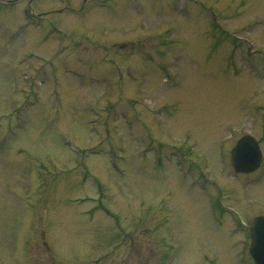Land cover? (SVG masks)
<instances>
[{
	"label": "rangeland",
	"instance_id": "374dc122",
	"mask_svg": "<svg viewBox=\"0 0 264 264\" xmlns=\"http://www.w3.org/2000/svg\"><path fill=\"white\" fill-rule=\"evenodd\" d=\"M136 1L0 0V264H253L264 0Z\"/></svg>",
	"mask_w": 264,
	"mask_h": 264
},
{
	"label": "water",
	"instance_id": "95a60500",
	"mask_svg": "<svg viewBox=\"0 0 264 264\" xmlns=\"http://www.w3.org/2000/svg\"><path fill=\"white\" fill-rule=\"evenodd\" d=\"M230 160L236 172L254 171L261 161L258 143L249 135L243 136L232 149ZM250 231V253L257 264H264V216L253 220Z\"/></svg>",
	"mask_w": 264,
	"mask_h": 264
},
{
	"label": "flooded vegetation",
	"instance_id": "af4514ba",
	"mask_svg": "<svg viewBox=\"0 0 264 264\" xmlns=\"http://www.w3.org/2000/svg\"><path fill=\"white\" fill-rule=\"evenodd\" d=\"M191 2L193 3V0H191ZM196 2H197V4H199L198 1L195 0L194 3L196 4ZM195 11H196V10H195ZM246 43H247V42H246ZM248 45H249V43H248ZM94 263L96 264L97 262L95 261Z\"/></svg>",
	"mask_w": 264,
	"mask_h": 264
}]
</instances>
